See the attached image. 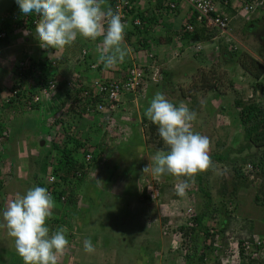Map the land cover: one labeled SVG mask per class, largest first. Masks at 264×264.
I'll use <instances>...</instances> for the list:
<instances>
[{"label": "crops", "instance_id": "0c3cea01", "mask_svg": "<svg viewBox=\"0 0 264 264\" xmlns=\"http://www.w3.org/2000/svg\"><path fill=\"white\" fill-rule=\"evenodd\" d=\"M108 1L103 0V3L107 4ZM168 2H175V9H165L164 5ZM14 7H17L15 0H0V14ZM229 7L218 8L227 15L234 11L241 13V10L235 9L234 4ZM236 15H232V18ZM134 16L140 18L141 25L129 24L122 41L127 55L123 62L111 69H106L98 60L97 49L102 47V37L91 40L78 36L73 44L59 50L40 47L35 39V29L28 36L15 33L0 40V107L4 108L0 118V213L18 193L22 194L31 186L44 185L47 172L52 170V166L53 169L60 167L59 150L64 147L71 150L72 158L80 163L83 151L91 153L93 157V163L84 175L86 177L81 182L71 180L73 185L81 187L83 194L85 187L91 192V203L86 205L88 213L82 219L86 225L98 221L102 224L108 216L102 215L101 219L90 217L89 209L96 206L103 209L108 206L113 208L114 205V209H118L121 216L124 215L118 216L121 219L129 213L142 221L140 218L145 213L143 204L135 195L139 191L138 182L142 181L147 168H152L153 155L157 151H167V146H163L164 142L158 135L157 126L145 115L146 108L153 96L161 92L174 104L182 101L188 107L191 105L196 110L198 108L199 115L211 112L214 103L219 100L211 89L200 87L204 90L198 92L194 83L191 90L185 91L181 87H188L189 81L198 73L197 67L209 62L207 54L218 49L223 36L212 32V35L204 37L208 31L199 27L197 37L184 34L185 24L193 18L187 0H134ZM27 57L40 66L46 77L55 79L60 90L49 97H43L42 102L31 109L22 106L7 109L4 102L9 96L17 64ZM224 62L228 65L230 63L227 59ZM132 64L147 67L148 70L147 85L140 94L136 97H121L111 112L82 110L75 119L77 103L81 99L72 102L73 93L69 85L74 76L83 84L97 79L119 80L126 76L127 68ZM154 72H157L155 80L151 79ZM7 126L8 131L5 129ZM49 161H53L52 166L48 164ZM59 173L64 172L60 169ZM166 175L171 174H163L161 177ZM68 182L57 187L66 188L70 186ZM65 207L55 203L52 219H59L57 223L61 221L59 217ZM57 228L51 227L52 230ZM76 236L69 238L65 249L57 253V264H75L78 257L83 255L81 253L86 237L79 233ZM91 238L94 245L91 253L104 257L107 251L103 244L105 236L94 233ZM2 252L9 256L13 253V259L8 264H24L15 250L14 238L8 234L6 223L0 215V257L6 255ZM108 255L110 259L115 257L112 251Z\"/></svg>", "mask_w": 264, "mask_h": 264}, {"label": "rangeland", "instance_id": "374dc122", "mask_svg": "<svg viewBox=\"0 0 264 264\" xmlns=\"http://www.w3.org/2000/svg\"><path fill=\"white\" fill-rule=\"evenodd\" d=\"M260 1L228 0L225 4L223 0H217L218 7L226 8L234 4L241 13L228 12L231 17L230 39L221 37L218 49L207 54L209 62L197 67L200 75L195 73L188 87H181L185 91L191 90L194 83L198 87L196 91L211 89L219 99H216L218 101L211 112L200 115L198 108L196 110L189 105L199 118L191 122V128L209 138L210 163L201 171L200 180L196 174L161 177L155 175L151 167L147 168L144 176H141L142 181L138 180L139 191L135 194L145 212L140 218L141 222L129 213L121 219L124 215L121 216L113 205V208H90L89 216L92 218L108 216L102 224L98 221L87 225L82 219L88 213L86 205L91 203V192L85 187L83 194L81 187L73 185V178L69 176L62 181L65 185L69 178L70 186L62 189L65 201L61 202L58 198H54V201L66 207L60 214L59 223V219L54 217L47 221L50 229L65 226L69 231L67 239L78 237L76 233L86 238H91L94 233L105 236L103 244L107 254L104 252V257H98L96 253L88 256L83 250V255L78 257L75 264H110V260L111 264H264V241L260 245L256 243L264 240V173L252 179L241 173L246 161L258 160L263 156L264 147L252 145L237 151L244 142L239 109L234 106L237 99L264 106V0L261 4ZM246 4L253 6L246 9ZM234 14L236 16L232 18ZM249 57L257 61L253 70L262 71L258 79L239 65L240 58L249 64ZM225 59L229 60V65L224 62ZM225 150L227 158L224 161L211 158L212 154ZM48 164L52 166L53 161ZM185 181L188 187L184 195L178 196L175 186ZM152 186L159 188V195L154 200L147 193V187ZM198 214L203 216L202 224L209 237H205L204 231L194 224L193 218ZM109 230H112L110 234ZM111 251L115 257L110 259L108 253ZM2 254L6 255L0 257L1 264H8L13 259V253L10 256L6 252ZM85 256L87 259L83 260Z\"/></svg>", "mask_w": 264, "mask_h": 264}, {"label": "clouds", "instance_id": "9594fccd", "mask_svg": "<svg viewBox=\"0 0 264 264\" xmlns=\"http://www.w3.org/2000/svg\"><path fill=\"white\" fill-rule=\"evenodd\" d=\"M23 17L35 16V39L40 47L59 50L73 44L77 37L96 40L98 60L106 69L123 62L127 50L122 47L126 24L119 12L102 7L103 0H15ZM145 115L157 126L167 151H157L152 158V172L157 175L192 176L209 166V138L193 131L190 124L196 113L187 104H174L157 92ZM187 181L175 186L182 196ZM55 201L47 188L31 186L0 213L8 234L14 238L17 254L24 264H57V253L68 244L64 226L51 230L47 221L53 216ZM85 252L94 251L90 238L83 241Z\"/></svg>", "mask_w": 264, "mask_h": 264}, {"label": "built area", "instance_id": "2783aa9c", "mask_svg": "<svg viewBox=\"0 0 264 264\" xmlns=\"http://www.w3.org/2000/svg\"><path fill=\"white\" fill-rule=\"evenodd\" d=\"M228 0H223L227 4ZM191 9L192 17L198 27L204 28L208 32H217L221 36L230 39V18L218 8L217 0H187ZM262 0L259 2L261 4ZM252 4L245 6L251 9ZM104 8H111L114 12H119L123 22L126 24L125 30L131 23L134 26H140L141 20L138 16L132 17L134 13V0H109L107 4H102ZM176 7L175 2H168L164 5L165 9L173 10ZM38 18L35 16L23 17L19 13L18 6L0 14V40L7 39L12 34L20 33L28 36ZM194 23L188 22L184 26V31H192ZM199 47L197 46L196 49ZM85 53V51H83ZM147 67L132 64L127 68L126 76L123 79H97L89 84H83L80 79L74 76L69 87L72 93L75 90L84 88L82 98L77 104V110L82 111H113L121 97L131 95L136 97L141 93L142 89L147 85ZM157 72H154L151 79H156ZM60 90L59 83L43 74L40 66L31 58H25L18 62L13 84L11 85L9 96L5 98V108L23 107L31 109L33 106L42 102L43 97H49ZM2 107H0V118L3 115ZM4 109V108H3ZM79 112L74 114L75 119ZM69 133V132H68ZM92 160L91 153L83 151V168L76 170L70 179L78 180L89 170ZM264 171V155L258 160L246 161L241 167V173L250 179L260 175ZM62 182L55 176L52 170L48 171L45 185L43 187L54 196V191L60 188L58 184ZM62 190V189H61ZM149 197L154 200L159 195V188L147 187ZM59 201H65V195L62 193L58 198ZM191 226V222L188 224ZM264 240L257 241L260 245Z\"/></svg>", "mask_w": 264, "mask_h": 264}, {"label": "trees", "instance_id": "16d2710c", "mask_svg": "<svg viewBox=\"0 0 264 264\" xmlns=\"http://www.w3.org/2000/svg\"><path fill=\"white\" fill-rule=\"evenodd\" d=\"M192 22L194 23V29L192 31H184V34H188L189 37H197V29L198 26L194 22V18H192ZM200 28V27H199ZM204 31L205 29L202 28ZM202 33V32H201ZM212 35V32H208L204 37H208ZM248 57V56H247ZM239 65L248 73L253 75L256 79L261 77V70L254 71L253 66L257 64V61L253 57H249V64H246L243 62V60L238 59ZM84 88H80L75 90L72 96V102L76 103L78 100H80L82 96ZM72 93V91H71ZM234 106L239 109V114L238 118L240 121V124L242 125V139L244 144L240 145L237 148V151L240 152L246 147H250L252 145L256 147H264V106H260L259 104L251 101H243V100H235L234 101ZM75 108V107H74ZM86 111V110H85ZM81 111L76 110L75 113ZM87 112V111H86ZM70 137V136H69ZM77 142V141H76ZM57 147V144H56ZM61 155H60V167L54 168L53 173L55 175L58 174L57 178L62 182L67 179L68 176L74 175V172L76 170L82 169L83 164L80 163L79 161H76L75 159L72 158L71 156V150L67 148H62L59 150ZM264 155V154H263ZM211 158L217 160V161H224L227 158V150L223 151L222 153H215L212 154ZM63 170V174L59 173V170ZM201 171H198L196 173V177L198 180H200ZM264 173V171H263ZM84 176L79 178V180H83ZM60 184V183H59ZM58 184V185H59ZM62 190L59 189L58 191H54V196L53 198H59L60 195L62 194ZM202 215L198 214L193 218L194 224L197 228L201 229L204 231V236L209 237L210 234L208 233L207 229L203 226L202 224ZM191 229H194L191 227Z\"/></svg>", "mask_w": 264, "mask_h": 264}]
</instances>
